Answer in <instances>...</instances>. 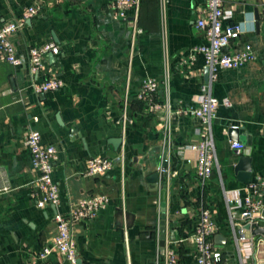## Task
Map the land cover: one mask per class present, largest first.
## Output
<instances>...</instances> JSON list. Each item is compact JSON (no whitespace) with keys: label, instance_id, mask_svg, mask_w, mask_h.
Instances as JSON below:
<instances>
[{"label":"crops","instance_id":"obj_1","mask_svg":"<svg viewBox=\"0 0 264 264\" xmlns=\"http://www.w3.org/2000/svg\"><path fill=\"white\" fill-rule=\"evenodd\" d=\"M111 1L0 0V28L20 19L29 7L41 8L9 38L22 64L15 67L0 59V264H68L58 254L48 261L38 257L53 243L56 211L37 206L40 195L34 182L38 174L24 144L32 130L59 149L54 180L62 197L60 211L65 213L71 204L93 195L110 198V205L94 221L72 229L80 264H162L160 222L166 221L167 244L178 241L193 234L203 207L212 209L219 235L227 239L224 247L216 243L223 249L222 264H241L230 232L225 191L244 185L234 171L240 158L237 151L252 158L253 180H264V1L224 0L234 12L232 22L246 30L230 51L250 43L257 59L239 69L220 71L213 86L214 97L222 103L212 126L220 172L216 169L205 185L199 181L183 148L201 139V123L175 116L164 200L161 183L150 180L160 173L164 154V112H151L142 102L145 109L138 113L141 101L135 95L147 77L163 79L166 41L169 92L161 85L159 100L169 101L175 112L196 104L206 80L204 56L196 54L185 67L180 63L193 48L206 44L196 28L206 0H169L165 22L159 0H142L139 27L144 34L132 58L131 25L112 17ZM50 41L61 53L48 56L37 81L56 77L64 87L36 94L27 64L29 50ZM127 88L132 93L126 112L128 127L123 132ZM231 126L238 127L233 130L236 139ZM120 138L122 144L115 148L112 143ZM232 142H240L244 149H233ZM98 156L114 160L116 168L103 177L86 176L87 161ZM254 243L255 256L249 264H264V237ZM178 252L179 264H194L189 242L180 245Z\"/></svg>","mask_w":264,"mask_h":264},{"label":"built area","instance_id":"obj_2","mask_svg":"<svg viewBox=\"0 0 264 264\" xmlns=\"http://www.w3.org/2000/svg\"><path fill=\"white\" fill-rule=\"evenodd\" d=\"M142 0H112L109 10L112 17L121 22L131 25L130 50L131 58L140 36L144 30L139 27V17ZM169 0H159L162 19L165 22L166 8ZM41 11L38 6L27 8L22 17L16 21L3 24L0 28V59L17 67L22 64L16 48L11 44V35L25 26L26 21L36 17ZM196 22L197 30L203 34L206 44L193 48L189 56L182 60L181 67H185L195 60L196 54H201L205 59V68L208 70V78L200 87V94L194 106L172 110L169 101L160 102L159 91L161 85L169 92L170 66L165 41V74L162 80L155 77H147L143 80L139 92L135 97L144 102L151 112L161 113V123L165 129L164 154L158 171L168 173L167 164L173 148L171 137V124L175 116L193 117L199 120L202 126L201 139L194 144L183 148L185 159L188 163H194L196 175L199 181L205 185L208 183L216 169L220 172L217 158V150L213 137L212 126L222 104L213 95V86L217 82L219 72L223 70L239 69L257 59V55L250 43L243 44L241 49L230 51L233 42L241 38L246 32L242 24L233 23L234 12L227 9L224 0H206L205 5L198 12ZM61 50L53 41L42 45L33 46L29 50L28 69L31 76V86L36 94H46L58 91L64 87L61 79L48 78L39 83L37 78L45 71V62L49 55L58 56ZM131 90L126 89L124 97L123 132L128 124L126 112L129 109ZM228 105L227 101L223 102ZM166 112V113H165ZM237 129V126H231ZM24 144L31 156L32 167L37 171L34 186L38 190L40 199L37 206L40 209L53 207L55 209L54 221L56 235L53 243L46 246L38 254L41 261H48L54 254L61 256L68 264H78V251L72 237V229L80 224L94 221L99 213L110 205V198L105 195H93L90 198L71 204L67 212L59 209L62 206L60 188L54 180V165L59 160V149L52 144L43 142L39 131H30L24 140ZM232 148L243 150L244 145L240 142H232ZM123 175L124 161H121ZM116 168L114 160L107 157H92L87 161L86 176L103 177L110 174ZM166 186V185H165ZM166 189V188H165ZM226 203L229 214V227L235 247L239 252L241 264H249L255 256L254 239L248 238L245 227L254 224L261 225L264 221V180H253L248 185L232 192L225 191ZM263 226V225H261ZM215 213L210 207H203L200 211L194 232L178 241L165 244L164 260L162 264H179L178 247L189 242L194 251V264H222L224 254L216 242L215 237L219 234ZM251 235V234H250Z\"/></svg>","mask_w":264,"mask_h":264},{"label":"water","instance_id":"obj_3","mask_svg":"<svg viewBox=\"0 0 264 264\" xmlns=\"http://www.w3.org/2000/svg\"><path fill=\"white\" fill-rule=\"evenodd\" d=\"M264 1V0H263ZM254 15L256 20L258 21L260 19V14H259V9L258 7L255 8L254 11ZM50 57H52V55H50ZM264 64V61H263ZM206 79L208 78V70H206V74H205ZM236 129H232L231 131L234 132L232 133V137L233 139H236V131H233ZM114 145V147L118 148L119 146H121L122 144V139H118L115 142L112 143ZM237 155L240 156L238 163L234 166V171L236 174V178L238 180V182H240L241 184L244 185H248L253 181V176H252V158L243 153V151H237L236 152ZM168 177V173H155L150 177L151 181L154 182H160L162 185V190L160 191V196L161 199L164 200L165 194H166V190H165V185H166V180ZM165 202L162 203V207H165ZM264 216V213H263ZM245 229L250 232L251 236L253 237L254 241H258L260 239V237H264V226L261 225H257L254 224L252 226L247 225L245 227ZM215 242L218 243L220 245V247H224V245L227 243V239L225 237H223L222 235H216L215 237ZM166 244V221L162 220L160 222V246L162 248L165 247ZM78 264H80V262L78 261Z\"/></svg>","mask_w":264,"mask_h":264},{"label":"trees","instance_id":"obj_4","mask_svg":"<svg viewBox=\"0 0 264 264\" xmlns=\"http://www.w3.org/2000/svg\"><path fill=\"white\" fill-rule=\"evenodd\" d=\"M141 6H142V2H141ZM140 14H141V10H140ZM139 18H140V17H139ZM137 105H138V108H139V112H138V113L143 114V111H144V109H145V105H144V103H142V102H137Z\"/></svg>","mask_w":264,"mask_h":264}]
</instances>
